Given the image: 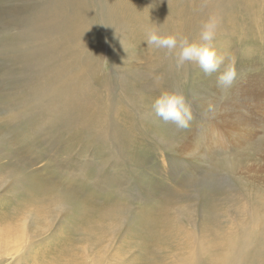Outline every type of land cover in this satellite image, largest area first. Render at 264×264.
<instances>
[{
	"label": "rangeland",
	"instance_id": "rangeland-1",
	"mask_svg": "<svg viewBox=\"0 0 264 264\" xmlns=\"http://www.w3.org/2000/svg\"><path fill=\"white\" fill-rule=\"evenodd\" d=\"M213 15L230 87L146 43ZM0 264H264V0H0Z\"/></svg>",
	"mask_w": 264,
	"mask_h": 264
},
{
	"label": "clouds",
	"instance_id": "clouds-1",
	"mask_svg": "<svg viewBox=\"0 0 264 264\" xmlns=\"http://www.w3.org/2000/svg\"><path fill=\"white\" fill-rule=\"evenodd\" d=\"M219 26L220 18L210 16L197 39L166 33L154 26L147 30L146 43L149 47L154 46L157 49H166L169 54L174 53L178 68L189 62L195 63L206 75L218 73V83L223 87H230L237 72L234 63L225 64L224 57L217 53L214 40ZM152 112L162 121L180 129L189 127L193 119L191 102L179 88L161 90L152 102Z\"/></svg>",
	"mask_w": 264,
	"mask_h": 264
}]
</instances>
